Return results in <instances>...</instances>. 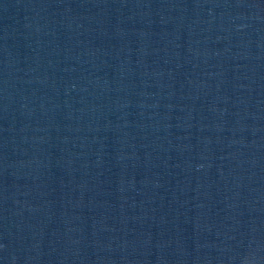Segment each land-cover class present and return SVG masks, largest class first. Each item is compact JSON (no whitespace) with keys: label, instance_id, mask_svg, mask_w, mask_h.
<instances>
[{"label":"water","instance_id":"obj_1","mask_svg":"<svg viewBox=\"0 0 264 264\" xmlns=\"http://www.w3.org/2000/svg\"><path fill=\"white\" fill-rule=\"evenodd\" d=\"M0 264H264V217L119 134L0 32Z\"/></svg>","mask_w":264,"mask_h":264}]
</instances>
